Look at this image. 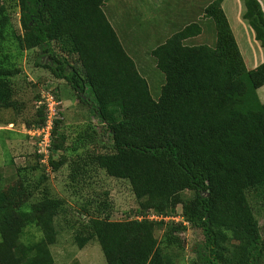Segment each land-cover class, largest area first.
<instances>
[{
    "label": "trees",
    "instance_id": "trees-1",
    "mask_svg": "<svg viewBox=\"0 0 264 264\" xmlns=\"http://www.w3.org/2000/svg\"><path fill=\"white\" fill-rule=\"evenodd\" d=\"M222 1L207 0L197 20L181 23L151 50L164 76L155 99L108 20L105 0H15L21 33L0 0V108L14 104L13 51L40 49V66L65 80L107 128L103 150L87 155L89 163L130 183L136 217L110 218L103 200L75 235L80 248L95 240L107 264H169L154 231L170 218L147 216L172 217L179 204L183 220L200 228L204 238V250L192 264L261 263L264 236L247 192L259 198L264 218V102L257 95L264 85V60L246 67ZM241 2L242 18L264 52L261 4ZM207 20L214 44L187 43ZM61 38L71 41L74 61L54 50ZM40 109L37 124L44 122ZM74 164L71 181L85 171ZM22 170L14 184L0 185V264H56L50 245L63 200L43 188L40 199L29 201L43 179L32 181ZM184 190L193 196L184 200ZM29 225L42 235L25 243L21 237ZM171 228L165 244L179 245L172 231L185 227Z\"/></svg>",
    "mask_w": 264,
    "mask_h": 264
},
{
    "label": "rangeland",
    "instance_id": "rangeland-1",
    "mask_svg": "<svg viewBox=\"0 0 264 264\" xmlns=\"http://www.w3.org/2000/svg\"><path fill=\"white\" fill-rule=\"evenodd\" d=\"M183 1L185 0H105L103 4L108 20L116 30L125 51L147 79L150 93L155 99L159 96L164 76L155 66L151 50L181 23L194 19L190 11L198 5L191 7L188 12L185 9L190 2L185 4ZM4 3L11 16L14 31L21 33L15 0H4ZM223 10L245 65L251 68L249 58H252L255 50L259 58V42L254 40V33L242 18L243 4L241 0H225ZM180 11H183L182 14ZM214 41L212 23L204 21L201 34L188 39L187 43L213 45ZM52 46L57 53L67 55L71 62L74 61L75 53L68 38H61ZM40 60L38 48L13 51L11 61L17 72L9 81L14 104L8 108H0V185L6 188L14 184L19 178L17 171L22 169L32 181L43 179L39 188L34 189L29 201L40 199L42 189L47 188L50 196L62 199L64 203V208L54 219L57 235L55 242L50 245L55 263L107 264L100 245L95 240L80 248L75 235L88 216L96 215L95 209L100 201L108 202L107 212L115 220L136 217L138 203L128 180L110 177L103 169L89 163L87 155L103 150L102 143L108 139L107 128L95 118L90 106L78 98L65 80L55 78L48 68L40 66ZM46 94L54 97L53 110L58 113L56 118L50 117V111L45 106H37L38 101H45ZM257 95L264 102L262 90H258ZM38 109L44 117L41 124H37L41 117ZM47 118L52 120V125L43 162L39 150L42 148L40 143L44 139V133L40 128L46 125ZM55 145L59 148L53 149ZM74 163H79L81 168L85 167V171L75 181H71L70 171L75 166ZM181 196L184 200L188 199L193 196V191L184 190ZM247 199L264 236L260 200L253 191L247 192ZM181 211L179 204L168 222L154 231L169 264H192L204 250L201 229L184 221ZM176 223L185 227L172 231L173 235L180 238V244L166 245L165 231L168 230L170 234L171 227ZM41 235L40 229L29 225L21 240L25 243L35 241ZM260 264H264V255Z\"/></svg>",
    "mask_w": 264,
    "mask_h": 264
},
{
    "label": "built area",
    "instance_id": "built-area-1",
    "mask_svg": "<svg viewBox=\"0 0 264 264\" xmlns=\"http://www.w3.org/2000/svg\"><path fill=\"white\" fill-rule=\"evenodd\" d=\"M55 100L54 97L50 94H46V99L45 101H38V105L37 106H45V108L50 111V117L52 118H56L58 116V113H56V111L53 110V106H54ZM53 110V111H52ZM48 120V121H47ZM46 120V125L44 127L40 128V131L42 133H44V139H42L40 145L42 144V148L39 150L40 154L43 156L42 161H45V156H46V151H47V146H48V137L50 135L49 130L51 129V125H52V120L47 118ZM39 134V132H38ZM147 217L151 218V219H169L170 217H163V216H156L153 213H150ZM174 218V217H173Z\"/></svg>",
    "mask_w": 264,
    "mask_h": 264
},
{
    "label": "crops",
    "instance_id": "crops-1",
    "mask_svg": "<svg viewBox=\"0 0 264 264\" xmlns=\"http://www.w3.org/2000/svg\"><path fill=\"white\" fill-rule=\"evenodd\" d=\"M165 1V0H164ZM260 1V4H261V7H262V9H263V12H264V0H259ZM188 2H190L189 4H188ZM224 2H225V0H223L222 1V8H223V6H224ZM183 3H187L188 4V8H186L185 10H187L188 12H189V10L191 9V7H194V5H198V7L196 8V9H192L190 12H191V14H192V16H193V18L194 19H191V20H197L198 19V17H199V15L201 14V12H202V9H203V7L205 6V4L207 3V0H185V1H183ZM192 3H196V4H192ZM201 4V5H200ZM184 11V10H183ZM183 11H180L181 12V14H182V12ZM183 14H185V13H183ZM195 16H196V18H195ZM252 30V29H251ZM252 33H253V31H252ZM255 40V39H254ZM256 41V40H255ZM256 51V50H255ZM253 52L252 53V58L250 59L249 58V62H250V64H251V68H248V69H252V68H254L255 66H257L259 63H261L263 60H264V53H263V49L261 48V46L259 45V43H258V51L260 52V55H259V58H258V55H256L257 53L256 52ZM258 90H262V96L264 97V85L263 86H261V87H259L258 89H257V91ZM259 97V96H258Z\"/></svg>",
    "mask_w": 264,
    "mask_h": 264
}]
</instances>
